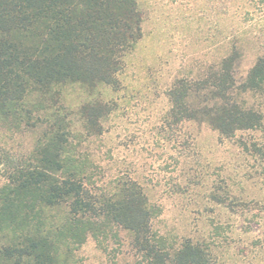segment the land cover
<instances>
[{
    "label": "trees",
    "instance_id": "trees-1",
    "mask_svg": "<svg viewBox=\"0 0 264 264\" xmlns=\"http://www.w3.org/2000/svg\"><path fill=\"white\" fill-rule=\"evenodd\" d=\"M143 22L138 0H0V128L36 136L30 158L11 165L0 187V264H82L90 238L102 250L127 248L132 264H220L213 241L155 230L143 186L107 176L92 154L116 107L105 92L122 89ZM240 65L233 44L199 77L176 80L171 122L204 123L226 140L263 130L264 56L246 75Z\"/></svg>",
    "mask_w": 264,
    "mask_h": 264
},
{
    "label": "rangeland",
    "instance_id": "rangeland-1",
    "mask_svg": "<svg viewBox=\"0 0 264 264\" xmlns=\"http://www.w3.org/2000/svg\"><path fill=\"white\" fill-rule=\"evenodd\" d=\"M138 3L144 37L126 57L122 89L105 92L116 107L103 123V136L93 140L92 154L107 176H131L143 186L161 235L213 241L220 264H264V150L255 151V145L264 149V128L226 140L204 123L175 124L167 96L176 80L197 78L227 58L233 44L246 75L264 56V3ZM71 99L79 101L77 94ZM35 141L33 133L0 128V187L11 165L30 158ZM128 251L113 245L102 250L90 238L78 256L82 264H132Z\"/></svg>",
    "mask_w": 264,
    "mask_h": 264
}]
</instances>
